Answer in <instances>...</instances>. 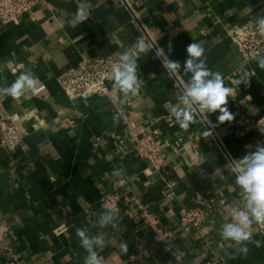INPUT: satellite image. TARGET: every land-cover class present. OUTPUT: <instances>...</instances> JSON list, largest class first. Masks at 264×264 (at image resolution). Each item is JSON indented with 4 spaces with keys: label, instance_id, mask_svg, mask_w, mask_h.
Returning a JSON list of instances; mask_svg holds the SVG:
<instances>
[{
    "label": "crops",
    "instance_id": "0c3cea01",
    "mask_svg": "<svg viewBox=\"0 0 264 264\" xmlns=\"http://www.w3.org/2000/svg\"><path fill=\"white\" fill-rule=\"evenodd\" d=\"M32 2L18 22L0 20V88L26 70L38 79L36 91L18 99L0 94V117L27 129L17 148L0 147V225L8 228L0 240V264H84L86 252L76 236L80 227L107 233L111 244L99 250L105 264H264V224H254L245 255L219 235L221 224L230 222L227 213L209 210L199 227L181 222L196 192L234 207L243 204L235 173L226 165L264 143V134L252 126L264 116V69L253 59L243 61L231 32L264 16V0ZM81 6L90 15L80 23ZM138 37L153 45L138 54L137 76L143 82L138 96L125 100L110 79L106 95L71 99L63 92L60 74L86 57L118 60ZM169 42V58L181 62L174 76L155 55L157 48L167 53ZM193 42L205 48L207 67L234 88L227 104L234 119L220 123L218 111L208 114V122L197 115L184 130L169 109L190 78L183 62ZM241 66L251 77L237 86ZM118 111L123 115L114 124ZM65 117L74 124L62 126ZM143 132L154 134L162 146L164 163L158 169L136 151L135 137ZM110 192L121 197L120 223L100 229L101 198ZM133 197L158 214L168 236L158 239L139 220L137 207L127 200ZM61 223L68 229L57 235Z\"/></svg>",
    "mask_w": 264,
    "mask_h": 264
},
{
    "label": "clouds",
    "instance_id": "9594fccd",
    "mask_svg": "<svg viewBox=\"0 0 264 264\" xmlns=\"http://www.w3.org/2000/svg\"><path fill=\"white\" fill-rule=\"evenodd\" d=\"M90 13L81 6L76 18L81 23L89 19ZM257 31L264 35V16L255 20ZM114 43L123 47L119 40ZM149 46L143 38L138 37L136 43L118 54V60L111 66L108 79L113 82V88L123 94L125 100L139 95L143 82L137 76L138 54L146 53ZM172 44L169 42L167 53L163 48H157L155 55L161 60L162 67L171 75H176L181 69V62L171 60ZM187 59L183 62V72L190 74V78L182 89L174 94L175 103L171 105L169 112L171 117L181 129L187 130L191 124L196 123L197 115L208 122V114L220 113L217 120L220 123L232 121L233 114L229 111L227 104L229 97L233 94L234 88L225 86L222 74L210 70L203 58L205 48L202 43L193 42L186 48ZM252 59L260 69H264V54H254ZM242 67V74L233 83L240 85L248 84L251 77L247 70ZM38 79L30 71L22 72L14 82L4 88H0V94L18 99L26 91H36ZM122 111L113 116L114 124H118ZM264 133V127H260ZM205 134L210 132L205 131ZM235 173V185L239 188V196L243 200L242 206L229 209L230 222H224L219 228V235L222 240L231 242L236 252L247 254L246 242L252 238V225L264 224V143H258L255 151L246 153L242 158L233 159L227 165ZM121 170H117L119 173ZM120 223L119 215L112 209H104L98 214V227L105 229L116 228ZM76 236L79 238L80 246L85 250L84 264H105L104 257L100 251L111 244L107 233L100 231L91 234L85 227L76 229ZM122 252H128L125 242L119 245Z\"/></svg>",
    "mask_w": 264,
    "mask_h": 264
},
{
    "label": "built area",
    "instance_id": "2783aa9c",
    "mask_svg": "<svg viewBox=\"0 0 264 264\" xmlns=\"http://www.w3.org/2000/svg\"><path fill=\"white\" fill-rule=\"evenodd\" d=\"M32 0H0V20L3 23L18 22L20 17L31 10ZM134 18L138 20L141 27L145 26L140 21L135 11L130 7ZM259 16H253L245 21L231 32V38L237 45L243 61L249 63L254 54L264 53V35H261L255 26V20ZM145 29V28H144ZM117 62L113 55L95 56L83 58L79 64L72 67L58 76V83L63 92L71 99L81 97L88 99L93 96H102L109 93L108 73L111 66ZM64 127L74 124V120L65 117L61 120ZM252 126L260 134V127H264V116L252 122ZM27 134V129L19 124L9 122L5 115L0 117V147L6 151H12L17 148ZM135 135V134H134ZM136 139V151L138 154L150 162L155 168H160L164 163L163 150L154 134L143 132ZM121 197L116 192L106 193L101 198V206L103 209H112L115 212L119 209V201ZM138 209L139 220L150 227L159 239L169 235L161 226L160 217L156 212L146 208L141 200L137 197L127 198ZM231 206L223 199L209 197L196 192L195 204L186 208L181 216L183 225L191 224L199 227L207 216V211L217 210L228 214ZM68 229L65 223L58 225L54 232L59 235ZM8 228L0 225V240L3 239ZM251 231H254V224ZM18 264L19 261H16Z\"/></svg>",
    "mask_w": 264,
    "mask_h": 264
}]
</instances>
